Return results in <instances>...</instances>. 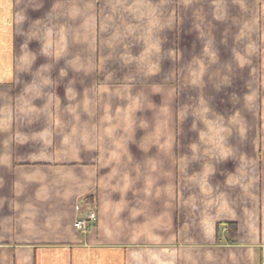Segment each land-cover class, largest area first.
<instances>
[{
  "label": "crops",
  "instance_id": "crops-1",
  "mask_svg": "<svg viewBox=\"0 0 264 264\" xmlns=\"http://www.w3.org/2000/svg\"><path fill=\"white\" fill-rule=\"evenodd\" d=\"M154 3L0 0V264H264V0Z\"/></svg>",
  "mask_w": 264,
  "mask_h": 264
},
{
  "label": "rangeland",
  "instance_id": "rangeland-1",
  "mask_svg": "<svg viewBox=\"0 0 264 264\" xmlns=\"http://www.w3.org/2000/svg\"><path fill=\"white\" fill-rule=\"evenodd\" d=\"M142 1V7H146L147 10L146 12H151L152 10H150V7H154V2H171L172 0H140ZM179 1H187V2H198V3H205L206 1H212V2H217V1H222V0H179ZM184 6V5H181ZM166 6L164 5V8ZM186 7V5H185ZM234 5H190L189 8V12L190 13H195V15L199 18H203V14H205L206 19L205 20H195V21H190L188 19H186V17H184V19L180 20L179 22V27L178 29H180V34H184L186 32V30H191L193 31L195 28L198 29L197 30V36L201 35L204 37V41L205 43L209 40L208 38H214L215 36V40L219 39L218 36H216L215 34V30H219L218 26L216 25L217 23H221V28L220 31L223 32L224 29L226 28H234ZM240 7V6H238ZM227 9V10H226ZM229 9V10H228ZM208 16H210L212 19L208 20ZM221 18H226L224 20H221ZM220 20L218 22V20ZM149 24V26H154V20H150L147 22ZM167 23V22H164ZM169 23V22H168ZM167 28H170L169 25H167V27L164 26V30H166ZM206 28V31L203 32L202 29ZM215 29V30H214ZM204 33V34H203ZM166 34V33H164ZM229 35V32H228ZM39 37H37L38 39ZM182 38V36H180V39ZM165 39V38H164ZM154 38H151V40H148V43L151 45H154ZM229 38L225 40L222 39L223 43H228L229 44ZM200 42H203L202 40H200ZM184 43H186V38L183 40V43L181 45H184ZM216 45V43H213L212 41L209 43L210 46L212 45ZM144 50L147 48L148 50V45L144 46ZM153 49V47H152ZM146 50V51H147ZM154 50V49H153ZM143 51V50H142ZM201 55V54H200ZM185 61V59L183 60ZM153 68V67H151ZM154 71V69L152 70ZM176 111H175V124L176 126H179V133L176 132V136L175 138H178L177 136L179 135V139H181L182 137V132L181 130H184V137L183 139H186V132L188 131V129L194 130V131H198L201 132L202 131V116L201 114H199V116H196V119L192 120H188V115L191 113H194V110H196L193 105L191 106L190 104H188L187 106L183 104V106L181 107L182 102H176ZM179 103V104H178ZM204 102L200 103V107H202ZM190 105V107H188ZM149 107V106H148ZM181 109V110H180ZM170 112V111H169ZM201 112V108L199 109V113ZM171 115L169 113V115L167 116V113L164 109V111H162L159 115V117H155L154 121L150 124L149 127H144L147 128L149 130H151L150 134L147 135L148 137H146L145 139L147 140H156L157 135L160 137H164L165 139H167L166 137H168V133L166 131V126L167 124H170L169 119ZM229 118V117H228ZM142 122H143V126H148V124L145 122L144 118H142ZM154 125V126H153ZM189 125V126H188ZM193 126V127H192ZM187 130V131H186ZM160 132V134H158ZM191 136V134H190ZM169 138V137H168ZM170 139V138H169ZM191 137H189L188 140H190ZM75 228V227H74Z\"/></svg>",
  "mask_w": 264,
  "mask_h": 264
},
{
  "label": "built area",
  "instance_id": "built-area-1",
  "mask_svg": "<svg viewBox=\"0 0 264 264\" xmlns=\"http://www.w3.org/2000/svg\"><path fill=\"white\" fill-rule=\"evenodd\" d=\"M94 219V215H89L88 219L87 220H81V221H77L75 224H74V227L75 229H78V230H87L88 229V221L90 220H93Z\"/></svg>",
  "mask_w": 264,
  "mask_h": 264
}]
</instances>
